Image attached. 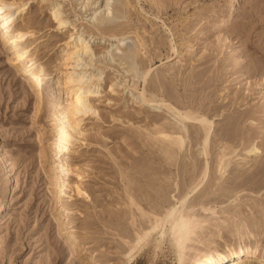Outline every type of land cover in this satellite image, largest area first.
<instances>
[{"label":"rangeland","instance_id":"1","mask_svg":"<svg viewBox=\"0 0 264 264\" xmlns=\"http://www.w3.org/2000/svg\"><path fill=\"white\" fill-rule=\"evenodd\" d=\"M13 7L11 26L26 31L20 43L30 48L15 61L0 29V264H177L167 242L156 254L150 244L139 251L130 244L152 214L178 205L205 165L206 182L187 195L185 216L201 225V242L191 246L264 247V0ZM76 35L92 52L76 71L99 83L95 112L66 104L79 93L66 83L79 58L71 54ZM177 111L212 122L206 157L196 124L182 123ZM161 129L181 134V150ZM253 146L258 154L246 153ZM47 167L62 184L70 224L54 210Z\"/></svg>","mask_w":264,"mask_h":264},{"label":"bare ground","instance_id":"2","mask_svg":"<svg viewBox=\"0 0 264 264\" xmlns=\"http://www.w3.org/2000/svg\"><path fill=\"white\" fill-rule=\"evenodd\" d=\"M16 2L17 0H0V18H1L0 29H1V38L4 41L5 39H7V41L10 44H12L11 47L13 54L12 59H14L15 61H20L26 58L25 53L28 50L30 43L28 41V43L24 42L26 43L25 45H23L24 43L21 44L20 43L21 40L27 34L26 31L23 28L11 26L14 21L12 16L14 15V12L16 13L13 7L14 5L16 6ZM108 3L109 0H104V5H107ZM23 9L24 7H21V10ZM53 15L54 17H57L55 11L53 12ZM233 16H234L233 10H229L225 18L229 19L232 18ZM58 22H59L58 23L59 26L64 24V21L62 19H59ZM74 38H75L74 39L75 48L74 50L71 51V54H73L74 56H78L79 58L76 59L75 60L76 63L72 65L73 72H71L66 76V80H67L66 83L69 84L70 85L69 87L73 88V90L75 91L79 90V93L75 95L74 99L72 98L67 99L66 104L69 105V109H73V108L77 109L76 112L80 110L84 112H95L96 107L90 101H92L91 100L92 98L98 96L97 93L99 90V83L93 81L91 79V75L89 77L84 75H78V72L76 71L79 67L82 66V65H78L77 62L82 60L84 56H88L92 54V52L91 49L89 48L88 40L83 38L81 35H76ZM115 48L119 49L118 45H116ZM25 69L28 71L31 78L35 76L32 70L27 68ZM144 76H146V73L142 76V79L144 78ZM110 89L113 90L112 85H110ZM139 97L149 102L150 104H152L154 101V99L146 97L143 91L140 92ZM41 108L42 105L38 92L35 94V100L33 102L32 110L34 113H38L41 110ZM176 114L178 115L177 117L180 118V121L182 123L189 122L190 125L196 124L197 129L201 133L200 138L202 140L201 141L202 153L204 157H206L208 155V141H209L208 135L211 131L212 122L208 120L205 116L203 117L201 114L198 113L185 112L184 114H180L177 111ZM76 128L77 126L72 125L69 127V130L74 131V129ZM80 133L82 132L79 131V134ZM158 134L161 135L162 137L167 138L173 149H175L176 151L181 150V147L184 143V139L182 138L181 134H168L164 131V129L159 130ZM246 153H249V155H256L258 154V148L256 146H253L247 149ZM241 168H243V166ZM46 174H47L46 175L47 185L51 193V198L54 202L53 205L54 210L59 215V219L63 220L62 221L63 225L70 224L71 220H70L69 212L67 210V207L62 202V196H61V194L63 193L62 184L55 176L54 168L47 167ZM208 176H209V167L205 165L204 167H202L197 177L198 182L195 185L191 183L189 187L190 191H195V189L197 190L198 186L202 183V180L205 179L206 182ZM190 191L189 192L186 191V193L178 199L179 202L178 205L175 206L173 204L170 208L166 210V212L163 215L152 214V217H154L152 219H154V221L152 222L151 220L150 228L147 230H143L141 233H137L134 242H131V244L129 242L128 243L132 245L133 248H136L137 251L141 250L143 246L150 244L153 254H156L158 251L162 250V245L165 242H167L177 259V264H264V247H259V245L256 242L249 245L246 244L245 242L243 243L238 242L237 244L234 245L227 241H223L222 244L211 241L210 245L207 246L205 245L204 248L202 249L191 246L190 244L191 242L194 243L201 242V240L198 239L196 232L197 228H199L200 230L201 225L193 223L192 221H190L189 217L186 218L185 216L186 210L192 207L190 205V201H188L189 197L191 196L187 197L188 193L190 194ZM130 197L131 196H129V198ZM185 197H187V199H185ZM225 200L219 202H223ZM134 202L131 199V203L134 204ZM216 202L219 203L218 201ZM136 207L137 206H135V208ZM173 209H175V212H172ZM207 209L212 210V207H209ZM169 213H172L171 216L168 215ZM215 226L217 230L220 229L219 225H215ZM153 229H155V231H152ZM145 233H150V235L142 243L141 246L137 247L136 246L137 240L143 237ZM181 237H183V246L178 248L176 245V239ZM176 248H178V252ZM189 250L192 251V253H189L188 252Z\"/></svg>","mask_w":264,"mask_h":264},{"label":"snow or ice","instance_id":"3","mask_svg":"<svg viewBox=\"0 0 264 264\" xmlns=\"http://www.w3.org/2000/svg\"><path fill=\"white\" fill-rule=\"evenodd\" d=\"M185 199H187V197H185ZM172 212H175V209L172 210ZM172 213H169L168 215L171 216ZM167 219V217H166ZM152 231H155V229H153ZM150 235V233H145L143 237L139 238L136 242V246L139 247L142 245V243L148 238V236ZM163 235V233H162ZM176 245L177 247H182L183 246V237L176 239Z\"/></svg>","mask_w":264,"mask_h":264}]
</instances>
